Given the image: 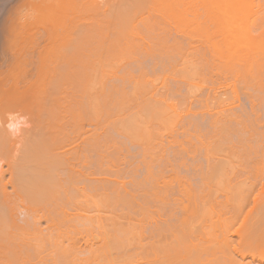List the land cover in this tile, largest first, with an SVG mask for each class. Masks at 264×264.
I'll return each instance as SVG.
<instances>
[{
	"label": "bare ground",
	"instance_id": "1",
	"mask_svg": "<svg viewBox=\"0 0 264 264\" xmlns=\"http://www.w3.org/2000/svg\"><path fill=\"white\" fill-rule=\"evenodd\" d=\"M259 2L0 0V264L264 263Z\"/></svg>",
	"mask_w": 264,
	"mask_h": 264
},
{
	"label": "rangeland",
	"instance_id": "2",
	"mask_svg": "<svg viewBox=\"0 0 264 264\" xmlns=\"http://www.w3.org/2000/svg\"><path fill=\"white\" fill-rule=\"evenodd\" d=\"M258 2H259V0H258ZM263 3H264V2H263ZM256 4H257V3H256ZM259 4H261V2H259ZM15 6H16V5H15ZM3 14H4V16H5V13H3ZM254 18H255V19L257 18V20L259 21V22H257V24H256L258 27H259L261 24H262L261 26L264 27V25H263V24H264V21L261 20V21H262V22H261V21H260L261 18L259 19V17H257V15H256V17H252V18L249 19V20L252 21ZM255 23H256V21H255ZM260 23H261V24H260ZM257 29H258V28H257ZM33 31H34V30H33ZM33 31L31 32L32 37H33L34 41L37 42V41L35 40V38L37 37V39H38V36L40 37L39 33H40L41 31H40V32H38V30L36 31V32H38V35L35 34V32H34L35 36L33 35ZM36 35H37V36H36ZM38 41H39V39H38ZM111 80H112V81H109V83L107 82V83H108V86L111 87L110 89H112V86L114 87V86H118V85H119V84L117 83V81L114 80V81H115V83H114L113 79H111ZM110 82H111V83H110ZM98 83H99V81H97V84H96V85H98ZM107 83H106V86H107ZM112 83H113V84H112ZM116 83H117V84H116ZM109 84H110V85H109ZM115 84H116V85H115ZM96 85H95V87H96ZM98 87H99V85H98ZM159 87H160V86H158V88H159ZM106 88H107V87H106ZM107 91H108V88H107ZM107 91H106V92H107ZM182 91H183V90H182ZM204 91H205L204 93H206V91H207V93H208L210 90H206V89H204ZM228 91H229V90H228ZM228 91H226V90H225V91H224V90H220L219 92H217L216 95H217V97H221V94H222V96H223V92H225V93H229ZM204 93H202L201 95H203ZM207 93L204 94V95L206 96ZM198 96H199V97H198ZM197 98H200V95H198V93H197V95H196V99H197ZM201 98H202V96H201ZM176 99H177V97H176ZM176 99H175V100H176ZM203 99H204V96H203ZM179 100H180V99H179ZM198 100H199V99H198ZM201 100H202V99H201ZM204 100H206V98H205ZM204 100H203V101H204ZM176 101H178V99H177ZM181 101H182V99H181ZM184 101H185V100L183 99V103H184ZM193 102H194V101H193ZM193 102H191V105L195 104V103H193ZM178 103H179V102H178ZM181 104H182V103H181ZM184 104H185V103H184ZM184 104H183V106H184ZM179 105H180V104H179ZM195 105H196V104H195ZM191 107H192V106H191ZM193 107H195V106H193ZM106 109H107V108H106ZM110 111H111V110H110ZM111 113H112V111H111ZM123 113H124V116H125V117H124V118H121V117H122L121 115H123ZM123 113L119 114V116H120L119 119H118V116H116V115L113 116V114H112V116H110V117H114V118H113L114 120H112V118L109 119L110 117H109V116L106 117V115L104 114L105 116L102 115V121H101V116L99 117V125H100L101 128H102L103 126H104L105 129L108 128V130L106 129L108 135H106V137H105V136H104V137H105V138H108V136H109V138L111 137V139H112V138L114 139V140L112 139L111 143H112L113 145L118 146L116 150L119 149V145H120V152L122 151V152H121L122 156H119V158H121V157L123 158V156H125V157H126L125 159H127V160H125L124 165H123V164H120L121 166L119 165L120 167L118 166V168H119V169L124 173V175H125L126 167H127L126 165L128 164L127 172H126V175H125L126 177H127V176H131L130 174H128L129 172L131 173V171H128L129 167H131V166H129V162L131 161L130 164L134 163L135 160H136V161H139V160H140L139 162H141V159H140L141 156H140V155H142V154H140V153H141L142 150H143V147H141V145H145V144L148 143V148H150V149H148V148H146V149H148V152H150V153H151V151H152V153H153V151H154L155 148H156L155 145H157L158 148H156V150H155L156 152L154 151L155 154H161V153H165V154H166V153H171V152H173V149H174V150H177V149L179 150V149H181V148H177V146H175V145H174V146H171V145L168 143V141H169L171 138H170V137H167V136L164 137V138L158 139V141H156V139H151V138H147V139H144V140L142 139L140 142H138V143L136 142V144H134V148H133V146H132L130 143H129V145H130V147H129V145L127 144V143H128V140L126 139L127 136H126L125 134L122 133L123 135L120 134V136L118 137L117 131L114 130V128H112V126H113L112 124H114V125L116 124V125L120 126V123H121L124 119H126L127 113H126L125 111H124ZM103 117H105V118L103 119ZM106 119H107V120H106ZM105 120H106L107 122H106ZM111 120H112L113 122H112ZM121 120H122V121H121ZM108 121H110V122H108ZM117 121H118V122H117ZM119 121H120V123H119ZM101 123H103V126L101 125ZM104 123H107V125L104 124ZM108 123H109V124H108ZM159 124H161V123H159ZM110 125H112V126L109 128ZM163 125H164V124H163ZM109 129H110V131H109ZM161 129L164 130L163 127H162ZM100 130H101V129H100ZM111 130H112V131H111ZM113 130H114L115 132H114ZM179 130H180V129H179ZM261 130H262V129H261ZM181 131H182V129L180 130L179 133H181ZM109 132H110V133H109ZM112 133L114 134V136L111 135ZM227 133H228V134H227ZM227 133H226V134H227L226 137H225V135H223V136H224L223 139H222L223 141H224V140L226 141V140L228 139V140H230L229 142H231V141L234 142V141L237 140V138H240V137H238L239 134H235L234 132H227ZM232 133H234V135H231ZM260 133H261V131H260ZM109 134H110V135H109ZM115 135H116V136H115ZM230 135H231V136H230ZM240 135L242 136L243 134L240 133ZM240 135H239V136H240ZM122 136H123L124 138H125V137H126V138H125V140L122 139V141H121V138H123ZM227 136H228V137H227ZM229 136H230V138H231V137H234V138H231V139H232V140H231V139H229ZM236 136H237V138H236ZM243 136L246 137L245 134H244ZM114 137H115V138H114ZM225 138H226V139H225ZM235 138H236V139H235ZM241 138H242V137H241ZM164 140H165V141H164ZM114 141H115L116 143H115ZM117 141H118V142H117ZM119 141H120V142H119ZM123 141H125V143H124ZM126 141H127V142H126ZM159 141H160V142H159ZM225 141H224V143H225ZM121 142H122V143H121ZM165 142H167V143H165ZM226 142H227V141H226ZM114 143H115V144H114ZM118 143H120V144L118 145ZM123 143H124V144H123ZM143 143H144V144H143ZM150 143H151V144H150ZM154 143H155V144H154ZM160 143H163V144H160ZM121 144H123L124 146H121ZM125 144H126V145H125ZM138 145H139V148H138ZM150 145H151V147H150ZM165 145H166V146H165ZM116 146H114V148H112V151L115 150ZM127 146H128V147H127ZM131 146H132V147H131ZM160 146H161V147H160ZM170 146H171V147H170ZM140 147H141L142 149H140ZM152 147H154L153 150H152ZM165 147H166L167 149H166ZM186 147H187V146H186ZM127 148H128V150L131 148V149L129 150L130 155L125 153V150H124V149H127ZM132 148H133V150H132ZM136 148H137V149H136ZM162 148H163L164 151H161ZM169 148H170L171 150H170ZM146 149H145V150H146ZM168 149H169V151H168ZM178 150H177V151H178ZM118 151H119V150H118ZM131 151H133V152L136 151L135 153H133V155L135 154V156H134V157H135V160H134V161L132 160V158H134V157H133V156H132V158L130 157V156L132 155V152H131ZM139 151H140V152H139ZM170 151H171V152H170ZM138 152H139V153H138ZM175 152H176V151H175ZM124 153H125V154H124ZM136 153H137V154H136ZM116 157H117V156H116ZM116 157H115V158H116ZM137 157L139 158V160H137V159H138ZM115 158H113V159H115ZM129 158H130V159H129ZM127 161H128V162H127ZM122 168L124 169V171L122 170ZM130 170H131V169H130ZM132 174H133V173H132ZM138 180H140V179L137 178V182H138ZM114 256H115V255H114ZM80 257H81V256H80ZM123 258H125V257H123ZM118 263H119V262H118ZM257 264H264V263H258V262H257Z\"/></svg>",
	"mask_w": 264,
	"mask_h": 264
}]
</instances>
